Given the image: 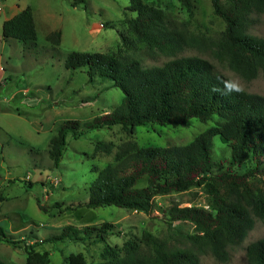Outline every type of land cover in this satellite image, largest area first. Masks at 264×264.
<instances>
[{
  "label": "trees",
  "instance_id": "1",
  "mask_svg": "<svg viewBox=\"0 0 264 264\" xmlns=\"http://www.w3.org/2000/svg\"><path fill=\"white\" fill-rule=\"evenodd\" d=\"M180 2L192 10L191 0ZM212 7L225 23L215 44V59L246 81L264 77V38L250 34L254 16H264V0H212ZM127 10L136 15L127 20L135 41L121 34L123 47L129 49L136 42L174 59L162 67H145L122 51L70 53L65 62L67 70L87 68L91 83L109 80L122 91L124 99L118 109L91 122L68 121L62 125L50 142V157L59 167L70 135L77 140L86 132L114 126L133 134L136 128L148 125L187 127L194 119L206 124L218 118L213 127L188 145L141 148L133 142L123 144L114 155L113 165L95 169L99 176L89 189V200L79 207H118L150 214L159 196L204 188L210 199L209 209L173 206L164 216L171 233L168 238L159 239L145 231L141 238L121 248L107 245L102 262L97 264H200L206 255L227 263L230 249L245 241L256 219L264 220V97L240 89L208 60L178 58L186 49H197L203 42L163 9L143 0H131ZM37 37L31 7L3 24L5 40L36 49ZM47 39L59 47L62 33H50ZM216 137L231 151L228 166L212 159ZM96 151L112 155L114 145L99 142ZM144 181L146 185L141 186ZM177 221L190 223L195 233L174 230ZM115 229L108 223L84 229L67 227L48 241L83 242L94 236L106 243L109 235L116 234ZM0 232L6 243L17 245L5 237L2 228ZM37 245L25 246L26 264H51L50 254L37 251ZM246 255L249 264H264V239L250 244ZM67 264L89 263L77 254L71 255Z\"/></svg>",
  "mask_w": 264,
  "mask_h": 264
},
{
  "label": "rangeland",
  "instance_id": "2",
  "mask_svg": "<svg viewBox=\"0 0 264 264\" xmlns=\"http://www.w3.org/2000/svg\"><path fill=\"white\" fill-rule=\"evenodd\" d=\"M0 0V58L4 72L0 80V261L5 264H26V245L50 254L51 264H67L71 255L82 254L89 264L102 262L107 245L121 248L149 231L159 239L171 233L164 217L173 206L209 209L210 199L204 188L159 196L150 214L118 207L80 208L89 200V189L102 170L114 164V155L123 144L133 142L141 148H166L190 144L213 127L218 118L208 123L191 120L187 127H138L133 134L121 126L86 132L82 138L70 135L59 167L50 157V142L68 121L82 124L111 113L122 105L124 94L109 80L93 83L87 68L75 72L65 67L70 53L117 54L135 58L145 67H162L174 58L149 51L145 45L133 43L123 47L121 34L135 41L128 31L127 20L136 18L127 9L131 0ZM163 9L172 19L185 24L203 44L186 49L181 57H200L210 61L219 73L249 94L264 97V77L246 81L215 59V44L225 30V23L214 14L212 0H191L189 11L180 0H143ZM20 9L31 7L37 24L36 49L22 42L5 40L3 24L11 17L6 3ZM79 2L78 6H74ZM104 25L98 32L95 26ZM105 24L108 25L105 27ZM60 31L62 41L54 47L47 37ZM250 34L264 38V16H254ZM104 142L114 145L112 155L96 151ZM212 159L228 166L230 149L220 137L214 139ZM144 181L141 186H145ZM116 226L115 235L106 243L96 237L85 241L65 239L48 241L62 234L67 227L84 229L101 224ZM174 230L195 233L194 226L177 221ZM264 239V220L256 219L254 229L239 246L230 249V260L221 263L210 255L200 264H249L247 247ZM174 244L176 242L173 241Z\"/></svg>",
  "mask_w": 264,
  "mask_h": 264
},
{
  "label": "crops",
  "instance_id": "3",
  "mask_svg": "<svg viewBox=\"0 0 264 264\" xmlns=\"http://www.w3.org/2000/svg\"><path fill=\"white\" fill-rule=\"evenodd\" d=\"M5 9L9 12V14H11L10 16L11 17H6V19H5V21H4V23L7 21V20H10V19H12L13 17H15L16 15H18V14H20L24 9H20L18 6L16 7L15 5H13V4H9V2L8 3H6V5H5ZM35 17V16H34ZM35 22H36V20H35ZM36 27H37V24H36ZM95 28H97V30H98V32H100L103 28H104V25H97V26H95ZM3 76H4V72H3V70L1 69V58H0V80L3 78Z\"/></svg>",
  "mask_w": 264,
  "mask_h": 264
}]
</instances>
